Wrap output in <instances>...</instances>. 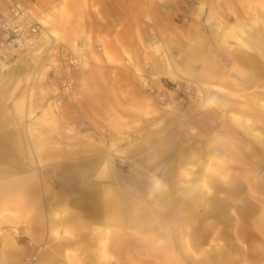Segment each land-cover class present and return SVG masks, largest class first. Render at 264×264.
I'll return each mask as SVG.
<instances>
[{"label":"crops","instance_id":"crops-1","mask_svg":"<svg viewBox=\"0 0 264 264\" xmlns=\"http://www.w3.org/2000/svg\"><path fill=\"white\" fill-rule=\"evenodd\" d=\"M121 1L125 16L98 32L118 50L132 48L136 28L146 26L144 10L135 14ZM188 1L150 3L165 45L166 61L157 63L171 79L179 69L200 70L218 107L164 120L150 147L144 137L129 150L137 151L129 161L100 150L87 165L76 152L67 157L64 143L42 145L57 159L44 180L20 173L21 131L13 123L24 111L18 81L31 56L7 71L0 63V182L31 183L9 203L13 215L0 209V230L19 231L0 232V264H264V139L257 136L264 135V0ZM6 3L0 0L2 11ZM25 3L31 9L36 0ZM159 82L151 84L159 89ZM173 117L174 129L155 145ZM126 152L114 154L125 159ZM5 197L0 192V206Z\"/></svg>","mask_w":264,"mask_h":264},{"label":"rangeland","instance_id":"rangeland-1","mask_svg":"<svg viewBox=\"0 0 264 264\" xmlns=\"http://www.w3.org/2000/svg\"><path fill=\"white\" fill-rule=\"evenodd\" d=\"M153 1L141 0L138 5L137 0H124L126 5L130 3V9L135 14L138 8L144 10L146 26L141 31L136 28L137 37L131 44L132 48L119 50L112 46L110 39L99 38L98 32L109 30L112 19L121 21L125 16L118 6L123 4L121 0H36L31 6L35 18L45 26L47 32L54 34L51 41L39 44L38 51L50 42L60 49L77 51L79 41L85 42L87 50L86 63L73 72V89L68 95L59 86L60 71L50 73L45 81L36 75L32 77L36 64L42 73L47 68L42 65L41 54L40 58L33 60L38 51L29 54V65L24 67V74L18 81L20 94L25 101L24 111L13 123L14 129L21 131L19 143L22 149L18 159L23 157V164L19 166L20 173L44 180L57 159L50 154L53 150L37 148L42 145L47 148L64 143L67 157L76 152L83 160L87 159V165L92 162L90 157L95 156L92 154L100 150L117 163L129 161L127 156L137 152H130V149L139 140L143 141L144 137L147 140L144 148L150 147L154 127L164 120L179 117L186 109L200 110L209 106L212 111L214 106L218 107L216 101L208 100L211 99L208 97L209 89L203 85L200 70L179 69L178 79L161 76L157 62L166 61L165 45L151 17L149 7ZM197 1L188 2L195 4ZM262 14L264 8L259 10V15ZM234 23L224 28L229 29ZM94 43H99L101 50L94 49ZM155 46L158 52L154 51ZM188 51L189 55H194V49L189 48ZM7 69H10L9 65L5 71ZM151 81H160V88L156 89ZM57 97H62L59 107L54 104ZM219 105L232 109L228 104ZM6 112L10 115L9 110ZM43 113L46 118L41 117ZM177 121L175 117L169 119L164 130L156 133L155 145L165 140ZM257 136L264 139V135ZM118 148L127 151L124 153L125 159L114 154ZM6 173L11 174L9 168H6ZM20 183L10 177L0 182V192L6 196L0 209L5 215H13L10 211L17 208L9 204L15 200V193L23 196L31 188L27 179ZM0 232L8 237L19 235L17 229L8 226H4Z\"/></svg>","mask_w":264,"mask_h":264},{"label":"built area","instance_id":"built-area-1","mask_svg":"<svg viewBox=\"0 0 264 264\" xmlns=\"http://www.w3.org/2000/svg\"><path fill=\"white\" fill-rule=\"evenodd\" d=\"M46 32L45 26L35 18L29 6L23 0H7L6 11L0 9V63L10 65L18 60L25 51L29 54L39 50V38ZM94 49L101 50L99 43L93 44ZM78 50H63L48 43L39 51L42 54L44 67L42 73L40 66L36 65V72L32 73L42 81L47 80L50 73L61 72L60 84L63 92L67 95L73 89V72L82 68L85 63L87 50L84 41H79ZM62 97L54 100L55 106L59 107Z\"/></svg>","mask_w":264,"mask_h":264},{"label":"bare ground","instance_id":"bare-ground-1","mask_svg":"<svg viewBox=\"0 0 264 264\" xmlns=\"http://www.w3.org/2000/svg\"><path fill=\"white\" fill-rule=\"evenodd\" d=\"M54 36V34H52V33H48L47 31L41 36V40L42 41H44V42H48V41H51L50 39L52 38ZM54 38V37H53ZM39 44H40V42H39ZM154 49H156L157 47L155 46V47H153ZM29 52H28V50L27 51H25V53L21 56V57H23V56H25V55H27ZM40 54H41V52H39L38 51V58H40ZM42 55V54H41ZM21 59V58H20ZM19 60V59H18ZM18 60H17V62H18ZM39 60V59H38ZM86 63V62H85ZM4 64V63H3ZM37 65V64H36Z\"/></svg>","mask_w":264,"mask_h":264}]
</instances>
